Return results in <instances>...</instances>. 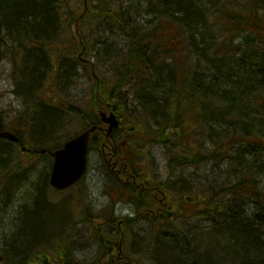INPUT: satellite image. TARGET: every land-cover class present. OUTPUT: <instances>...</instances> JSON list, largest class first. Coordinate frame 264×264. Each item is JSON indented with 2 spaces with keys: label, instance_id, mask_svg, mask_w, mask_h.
<instances>
[{
  "label": "trees",
  "instance_id": "trees-1",
  "mask_svg": "<svg viewBox=\"0 0 264 264\" xmlns=\"http://www.w3.org/2000/svg\"><path fill=\"white\" fill-rule=\"evenodd\" d=\"M73 1L80 0H0V34H5L0 40L5 42L4 55L14 65L17 87L24 90L26 101L31 104L29 113L25 111L24 115L25 118L28 115L27 123L31 119L35 129L41 128L40 140L48 138V132L58 125L60 110L57 108L61 106L42 103L38 94L40 87L46 85L53 69L66 74V60L84 65L90 48L88 37L81 32L87 10L84 8L78 15L72 7ZM98 1L105 5H92L96 10L93 17L106 19L122 29L129 41L125 61L118 68L119 80L113 85H105L104 81L95 84L92 106L97 108L93 113L96 118L93 114L88 117V111L81 106L68 107L81 119L92 123L100 120L98 110L107 105L121 118L120 128L110 138L106 139L98 131L92 135L89 151L95 148L100 151L103 162L117 180L110 159L122 160L139 177L147 175L146 166L142 169L141 165H135L137 161L145 164V160L131 155L129 148L140 153L151 143L162 144L167 149L173 175L185 167L218 166L221 180L187 178L188 181L186 176L180 180V187L173 189L175 212L188 207L194 214L216 222L218 226L213 233L220 232L215 237L219 241L221 237L230 240L233 246L228 261L264 264V0H133L125 6ZM146 16L174 25L185 41L184 46L176 52L168 47L167 41L158 34L159 28L145 23L150 22L145 21ZM107 56L111 57L110 53ZM128 84L130 89H135L143 108L163 121L156 129L147 131L144 142V133L138 126L123 130L124 122L131 119L125 120L124 115L118 113L113 100L123 85ZM16 133L25 146L32 149L31 154L39 150L40 147L29 144L23 132L17 130ZM75 135L67 136L66 140ZM45 140L41 142L48 151L66 141L51 144ZM9 144L0 139V160L1 163L14 161L8 167L18 171L24 165L17 161L25 158L18 152L15 154ZM45 175L47 184L49 172ZM128 190L132 199H138L134 195L138 191L134 184ZM41 195L36 198L33 209L23 211L24 223L27 211L45 208L42 191ZM175 212L153 217L164 224L159 231H166L164 239L158 237V251L165 260H160L159 264H169L166 257L181 245L177 235H167L172 226L178 229L173 223V218L178 217ZM136 219L137 216L132 217L128 222ZM110 222L116 223V219ZM24 223L12 236L10 264H82L83 261H77L70 254L69 244L66 245L61 235L49 241L51 247L43 241L41 248L24 256L27 246L37 242V238L20 228ZM96 230L101 241L126 237L122 228L116 235L106 234L102 228ZM210 234L204 239L209 243L208 248L215 251L220 245ZM59 239L63 241L56 243ZM113 246L112 243L99 245L100 252L109 253L107 262L103 263L99 256L98 260L92 258L91 264H112ZM183 249L190 250L187 246ZM175 257L174 264H190L178 253ZM197 258L194 264H211L206 256Z\"/></svg>",
  "mask_w": 264,
  "mask_h": 264
},
{
  "label": "rangeland",
  "instance_id": "rangeland-1",
  "mask_svg": "<svg viewBox=\"0 0 264 264\" xmlns=\"http://www.w3.org/2000/svg\"><path fill=\"white\" fill-rule=\"evenodd\" d=\"M106 2L111 6H125L132 3L133 0H106ZM96 3L99 4L100 2L98 0L72 2V7L79 13L78 15L84 8L87 10V15H85L81 25V32L88 37L90 45L88 53L85 55L87 62L83 65L75 63L74 60H66V62L71 63L65 62L66 74L62 75L56 68L53 69L50 78L45 82L46 85L40 87L38 91V94L43 98V101L39 98L42 103L61 104L60 108H57L60 110L59 123L55 129L48 132L50 136L44 138L48 139L51 144L58 140H66L67 136L79 133L87 125L86 121L68 109L69 105L83 107L88 111V116L90 113L97 112V108L92 106L95 84L97 85L98 81H104L105 85H113L121 76V71H118V68L120 69L121 63L125 61L129 37L116 25L109 24L106 19L93 17L96 10L92 5H96ZM146 20H150V22H145L148 26L159 28L158 34H161V38L167 41V46L173 48L175 52L184 46L185 41L178 34L174 25L153 16H146ZM2 34H0V38H5V34ZM4 45L5 42L0 40V114L6 127L23 132L29 144L42 148L43 142L41 141L44 139H38L40 131L37 130V127L35 129L36 125L34 126V121L31 119L30 123H27L28 115L25 118L24 112L29 113L31 104L28 105L24 90L19 89L15 83V68L8 56L4 55ZM108 53L111 57L107 56ZM135 93V89H130V84L123 85L120 94L115 96L113 100L118 106V113L124 115L125 120L127 117L131 119L124 122L123 130L126 131L129 126H138L139 131L144 133L142 137V142H144L147 131L156 129L163 121L160 117L154 118L148 113ZM35 99L37 100V98ZM46 123L50 125L49 122ZM12 148L14 149V147ZM129 150L131 155L145 160V164H140V161L135 164L136 167L141 165L142 169L143 166H146L147 175L143 172L144 176H141L144 179L145 177H156L159 182L164 184L166 181H170L173 188L180 187V180H183L184 176L186 179L221 180L218 166L213 164L185 167L172 175L169 168L168 151L159 143L148 144L140 153H134L132 148ZM21 157H27L25 158L27 164L18 171L8 174V169L0 165V264L12 262L9 256L13 249L12 246H9L12 236L18 227L24 223L21 217L23 211L28 210L27 205L32 207L36 198L41 195L42 186L40 185L42 183L39 181H41L43 170L46 169L47 171L48 168L51 170L52 165L50 155L47 154L21 155ZM137 173H141V171H137ZM9 181L11 184L4 193L5 183ZM118 188L125 190V187L119 184L109 167L103 162L100 151L97 148L93 149L89 153L87 171L79 183L64 192H56L50 185L47 186L44 194L48 205L53 207L27 211L25 223L20 228L27 231L30 236L37 238V242L33 245L34 247L27 246L23 251L24 256L28 257L33 251L41 248L42 245L40 244L45 242L43 238L50 236L48 240H52L55 235H61L64 237L63 240L66 245L69 244L70 254L77 261H83L82 264H91V261L94 260L92 258L96 257L98 260L101 256V261L105 263L107 262V252H100L96 229L102 228L106 234L110 232V235H116L118 229L122 228L126 231L124 247L126 253L132 256L131 264L161 263L160 260L163 261L164 257L158 251L160 245L158 237L164 239L166 234V231H159L162 223L159 222L156 226H152L150 218L147 221L143 218L138 223L123 222V225H119V221H123L133 212V204L127 196L130 194H122ZM216 188L218 189L217 186ZM165 190L170 191L167 187ZM173 212H175L174 207ZM193 212V209L188 207L185 210L175 212L178 217L173 218V223L177 224L178 229L176 230L172 226L167 235H177L181 245L176 247L177 250L169 249L170 251L175 250L176 254L170 252V255L166 257V262L174 264L175 256L178 253L179 257L186 258L190 264H194L195 258H204L205 256L209 261L208 263L211 264H234L228 261L232 255L228 253L233 247L229 243L230 240L227 241L221 237V241H219L215 236L220 230L213 233L216 231L217 223L206 216ZM113 216H115L116 223L107 222L106 218ZM206 234H210L212 239L215 237L214 242L219 243L220 246L215 251L208 248L209 243L204 239L207 237ZM63 240H56V243ZM165 243H167L166 240ZM46 245L51 247L52 243L48 242ZM184 246L190 250L185 251ZM211 250L213 252H210Z\"/></svg>",
  "mask_w": 264,
  "mask_h": 264
},
{
  "label": "flooded vegetation",
  "instance_id": "flooded-vegetation-1",
  "mask_svg": "<svg viewBox=\"0 0 264 264\" xmlns=\"http://www.w3.org/2000/svg\"><path fill=\"white\" fill-rule=\"evenodd\" d=\"M87 62V59L85 60ZM105 82H103L104 84ZM98 84H101L98 81ZM108 104V103H107ZM100 111V110H99ZM121 120V119H120ZM104 129L102 132L105 134L107 125L104 124ZM3 127L5 130L13 131L12 128L6 127L4 120H3ZM14 132V131H13ZM12 143V142H11ZM12 145L19 147L21 149V142H13ZM103 149L104 144H102ZM112 158L110 159V162ZM113 162L112 170L116 172L118 178L123 183L124 186L129 187L130 185L134 184L138 191L134 194L138 199H132L131 202L133 204V212L130 213L128 217H133L134 213L137 212V215H147L145 220L147 221L150 217H157L165 213V215H170L173 212V184L170 181H166V185L163 186V182H159L156 177H139L137 174H133L130 169H128V165H124L122 160H115ZM18 164H27L25 163V159ZM118 167V168H117ZM146 181L149 183H146ZM159 184H161L159 186ZM166 187L170 189V191H166ZM127 193V191L125 192ZM139 201V202H138ZM140 207V208H139ZM155 219L152 221V226H156L161 220ZM143 218H137L135 223L140 222ZM125 222V220H123ZM121 221L120 224L123 222ZM112 243L114 244L113 249L110 251L111 255H114V260L112 264H126L129 261L128 254L124 253V246L125 243L122 240H114V241H101L99 240V245ZM105 252V251H102ZM109 252V251H108ZM106 253V252H105ZM108 257V254H106Z\"/></svg>",
  "mask_w": 264,
  "mask_h": 264
},
{
  "label": "water",
  "instance_id": "water-1",
  "mask_svg": "<svg viewBox=\"0 0 264 264\" xmlns=\"http://www.w3.org/2000/svg\"><path fill=\"white\" fill-rule=\"evenodd\" d=\"M101 120L107 124L105 135L107 137L114 134L120 125V120L116 113L108 106L107 110L100 112ZM103 130L102 126L93 124L83 129L76 136L68 139L63 146L52 151L53 163L50 175V184L57 190H65L76 184L85 174L88 165V145L91 135ZM0 138L11 141H19L20 137L15 133L3 130L0 117ZM26 150V147L22 148ZM42 153L46 150L42 149Z\"/></svg>",
  "mask_w": 264,
  "mask_h": 264
},
{
  "label": "bare ground",
  "instance_id": "bare-ground-1",
  "mask_svg": "<svg viewBox=\"0 0 264 264\" xmlns=\"http://www.w3.org/2000/svg\"><path fill=\"white\" fill-rule=\"evenodd\" d=\"M38 130L39 131H41V128L40 127H38ZM43 130V129H42ZM21 142V148H23V147H26V149H29L27 146H25V144L23 143V140H21L20 141ZM9 146L11 147H14V149H15V151H16V153H17V149L19 148V147H16V146H14V145H12V144H9ZM11 147V149H12V151L14 152V149ZM11 164H13L12 163V161H5L4 163H1V160H0V165H2L5 169H8V174L9 173H12V172H14V170H12V166H11V169L8 167V165H11ZM52 168V167H51ZM44 171V173L46 174V169H44L43 170ZM47 172H49V175H48V181H47V184H46V175L43 173V175H42V178H41V181H39V182H41V183H44V185L42 186V188L40 189L41 191H42V193H43V195H44V199H45V203H46V205H45V207L46 208H48V207H53L52 205H48V201L46 200V197H45V194H44V192L46 191V189H47V186H51V184H50V175H51V170H49V168L47 169ZM173 175V174H172ZM169 177H171V176H169ZM168 180H170V179H168ZM11 183H10V181L9 182H6L5 183V188H4V193H6V191L8 190V188H9V185H10ZM41 186V185H40ZM52 187V186H51ZM35 205V204H34ZM27 209H33L32 207H30V205H27ZM48 238H50V236L49 237H47V238H43L44 239V241L45 242H49V241H51V240H48Z\"/></svg>",
  "mask_w": 264,
  "mask_h": 264
}]
</instances>
